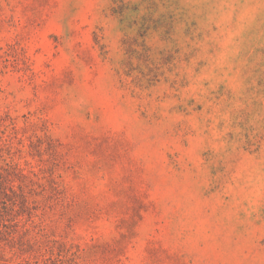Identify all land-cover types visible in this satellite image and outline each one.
Segmentation results:
<instances>
[{"label":"rangeland","instance_id":"374dc122","mask_svg":"<svg viewBox=\"0 0 264 264\" xmlns=\"http://www.w3.org/2000/svg\"><path fill=\"white\" fill-rule=\"evenodd\" d=\"M0 264H264V0H0Z\"/></svg>","mask_w":264,"mask_h":264}]
</instances>
